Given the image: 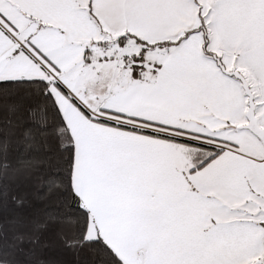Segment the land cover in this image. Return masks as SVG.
Returning a JSON list of instances; mask_svg holds the SVG:
<instances>
[{
	"label": "snow or ice",
	"instance_id": "snow-or-ice-1",
	"mask_svg": "<svg viewBox=\"0 0 264 264\" xmlns=\"http://www.w3.org/2000/svg\"><path fill=\"white\" fill-rule=\"evenodd\" d=\"M0 264H264V0H0Z\"/></svg>",
	"mask_w": 264,
	"mask_h": 264
}]
</instances>
